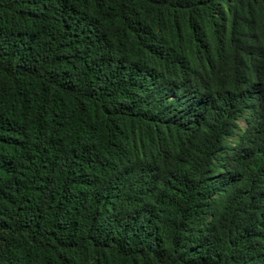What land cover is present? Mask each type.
<instances>
[{"label":"trees","instance_id":"1","mask_svg":"<svg viewBox=\"0 0 264 264\" xmlns=\"http://www.w3.org/2000/svg\"><path fill=\"white\" fill-rule=\"evenodd\" d=\"M0 264H264V0H0Z\"/></svg>","mask_w":264,"mask_h":264},{"label":"rangeland","instance_id":"2","mask_svg":"<svg viewBox=\"0 0 264 264\" xmlns=\"http://www.w3.org/2000/svg\"><path fill=\"white\" fill-rule=\"evenodd\" d=\"M240 126L244 127V124L242 123V120L239 121ZM231 141H234V139L232 138Z\"/></svg>","mask_w":264,"mask_h":264}]
</instances>
